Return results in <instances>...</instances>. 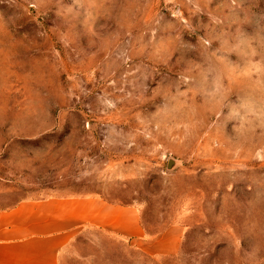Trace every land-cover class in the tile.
I'll use <instances>...</instances> for the list:
<instances>
[{
    "label": "rangeland",
    "instance_id": "374dc122",
    "mask_svg": "<svg viewBox=\"0 0 264 264\" xmlns=\"http://www.w3.org/2000/svg\"><path fill=\"white\" fill-rule=\"evenodd\" d=\"M72 193L180 233L98 264H264V0H0V208Z\"/></svg>",
    "mask_w": 264,
    "mask_h": 264
},
{
    "label": "crops",
    "instance_id": "0c3cea01",
    "mask_svg": "<svg viewBox=\"0 0 264 264\" xmlns=\"http://www.w3.org/2000/svg\"><path fill=\"white\" fill-rule=\"evenodd\" d=\"M99 234L156 256L175 254L180 246L176 230L148 238L132 203L98 194H54L0 208V264H98L91 243Z\"/></svg>",
    "mask_w": 264,
    "mask_h": 264
},
{
    "label": "water",
    "instance_id": "95a60500",
    "mask_svg": "<svg viewBox=\"0 0 264 264\" xmlns=\"http://www.w3.org/2000/svg\"><path fill=\"white\" fill-rule=\"evenodd\" d=\"M176 164V161L174 159H170L168 162V168H172Z\"/></svg>",
    "mask_w": 264,
    "mask_h": 264
}]
</instances>
